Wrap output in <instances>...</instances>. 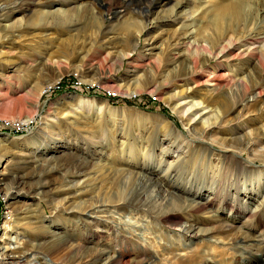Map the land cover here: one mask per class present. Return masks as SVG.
Here are the masks:
<instances>
[{
    "label": "rangeland",
    "instance_id": "374dc122",
    "mask_svg": "<svg viewBox=\"0 0 264 264\" xmlns=\"http://www.w3.org/2000/svg\"><path fill=\"white\" fill-rule=\"evenodd\" d=\"M172 1L175 3L163 1L154 8L136 10L125 17L116 19L115 14H109L106 11L103 0H0V73L4 74L3 77L1 76L2 81L0 79V85H3L0 89V118L16 120L37 115L39 118L35 131L21 137H15L8 132L12 135L9 136L6 132H2L4 126L0 123V135H5L11 140L2 144L0 158L5 154L14 156L8 159V162L10 161L8 168L6 167L4 171L0 170V241L4 233L12 230L13 226L23 225L25 229L18 231L15 229L18 233L14 235L11 244L14 252H20L25 242L38 234L36 230H33L35 227H30L31 225L28 224L31 222L28 216H35L33 217L35 221L45 217V221L48 220L45 225L50 231H56L58 235L53 245L47 246L41 253L32 255L31 264H71L68 258L72 250L58 249L63 247V240L70 237L74 238L73 244H79L82 239L86 240V234H89L91 230L98 228L102 230L105 225L112 228V235L104 239L88 238L86 241H92L94 244L98 242L99 248L101 243L110 244L111 246L108 245L102 250L106 251L108 256L113 253L118 257L120 255V264H140L143 258L138 252H161V254L166 252L165 256L156 255L158 256L156 262L158 261L159 264H166V258H169L171 252H206L198 264H264V245L253 242L249 248H246L244 244L237 242L243 233L256 241L262 239L264 213H261L262 219L254 220L245 227L242 224L249 217L248 215H242V218L235 222L232 230L217 227L213 235L214 239L211 241H208L209 239L188 240L177 232L167 231L157 221L145 216L143 210L137 212L132 208H127L131 213L116 207L105 208L104 211L108 210L105 214L94 215L98 219H103V222L96 221L95 218L79 217V215L67 216L68 220L53 217L56 210L66 203H68L67 207L72 206L74 210L75 201L70 198L68 202H62L64 198L60 194L69 190L68 182L74 178L75 156L92 158L91 160L94 161L95 166L94 170L90 169V177L99 176L100 179L98 185L100 189L97 190L93 185L89 189L88 197L100 199V201L92 202L94 204L105 201L111 205L121 198L120 193L126 196L129 194L127 185L119 186L120 183L113 185L114 183L101 179L108 170L118 168L140 174V176L135 174L133 177L124 179V182L136 188L137 191L145 186L140 179L145 180L148 170L155 171L156 177L163 176L164 182L174 181L176 189L171 188V192L190 189L192 194L201 193L202 196L210 194L212 200L209 207L184 217L185 222L192 219L200 221L198 226L201 229H212L216 226L215 220L208 217L210 215L232 217L233 205L238 211L240 210L238 214L245 211L252 213L257 206L256 203L243 201L246 188L249 190V186L253 183H250L248 174L245 176L243 173H236L232 176L231 183L236 184L238 189L228 186L231 180L225 183L218 180L216 186L212 185L214 177H221L223 167L218 163L221 160L218 159L220 155L218 151L215 152L216 156L212 157L215 160L218 159V162H207L209 155L207 156L205 152L204 158L199 157L193 162V164L196 163L197 168L194 170H184L183 160L175 163L181 153H172L171 157L170 153L166 152L164 156L161 152L165 147L161 145V137L165 136L179 142L178 135L180 139L185 140L186 144L197 147L192 142L191 134L193 133L185 131L179 121L176 112L182 113V110L178 108L177 103L170 101L169 96L164 93L160 94L156 89H151L148 85L150 81L145 82L142 76L144 73L142 67L151 63L148 60L149 53L144 52L148 40L161 36L166 44L167 39L176 35L174 31L181 28L177 22L166 25L156 22L158 18L170 17L169 12L166 14V11L171 10L173 5L179 4L182 0ZM212 2L214 0H189L180 6L184 9L174 10V14L182 11L183 17L194 19L195 23L189 32L197 35L201 24L200 18ZM65 14H72L74 21L81 22L78 25L80 29L78 32L73 31L74 27L71 26L69 28V26L56 25V27L55 24H49L50 26L44 27L45 24L40 22V18L44 19L46 16L53 15L57 19ZM126 26L130 27L129 31L125 29ZM235 26V32H230L229 35L236 45L225 56L221 55L217 64L229 72L230 79H246L247 72L253 69L250 65L255 58L252 55L240 56L239 51L243 49L242 45L245 42L242 43L239 40L241 36L257 37L264 33V13L260 14L256 5L252 4L245 12L243 19L237 21ZM5 27V31H2ZM103 31L111 34L101 40ZM6 35L8 37L5 39ZM128 36L132 39H126ZM127 42L133 46L138 45V50L131 56L133 61H129L130 59L124 61L122 58L125 52L132 50ZM167 52L165 49L157 55L159 63L155 80L160 83L166 79L169 81L167 76L169 67L163 61L169 60ZM134 65L144 66L139 68ZM133 71H139V73L134 74ZM50 84H55V87L41 99L42 89ZM211 85L201 83L196 87L195 84L190 83L188 88H193L194 94L186 97V93L182 94V92L187 87H183L182 83L173 89L172 94H179L182 100L190 98L186 99L189 102L193 100L205 103L201 106L208 105L209 110L217 107L221 114L223 109L217 105L220 97L217 98V94L208 93ZM234 87L235 84L231 83L223 91L226 93L228 88ZM87 90L90 92H86ZM97 92L110 94L114 98L110 100L105 96L97 95ZM71 95L81 97L82 104L78 107L68 104L58 105L65 96ZM262 100L264 97L250 102L247 112L244 113L248 114L244 119L246 121H241L238 128L234 131H227L225 128L214 136L220 147L229 146L230 139L236 133L239 136L252 131L254 137L260 131L264 137ZM233 116L227 118V121ZM46 120L51 122L49 132L43 140L41 139L45 127L43 123H47ZM7 129L11 130L9 126ZM170 139L167 140L168 143ZM259 143V147L255 148L253 154L248 153L243 156L244 160L249 159L248 161L254 164L250 165L254 166L257 172L255 177H252L254 182L258 181L260 173L264 174V140ZM56 144H58L57 147H61L59 149L61 153L51 154L49 157L54 159L44 163L43 170L39 169L38 159L45 155L41 154L37 157L38 153L44 147L52 149ZM186 151L187 149H184V152ZM204 151L205 149H202V153ZM13 158L20 159L15 161ZM25 160L28 163L32 162V167L30 166L32 169L29 172L11 170L15 168V162L24 161L25 163ZM171 162L174 164L169 168ZM175 172L178 174L173 179ZM23 181L28 182V186L22 185ZM106 182L109 185L108 183L106 185ZM32 186L37 189L33 194L30 193ZM46 186L49 187L46 188ZM70 186H77L78 189L85 188L83 179L71 183ZM46 189H50V193L42 197L41 193ZM258 190L250 196L260 203L264 200V192ZM212 193L216 196L214 197ZM15 195L18 199L11 201V197ZM28 196L36 199L30 200ZM151 196V199L157 200L156 193ZM17 201L25 204L23 211L18 214L14 212V203ZM25 209L31 210L32 215L24 211ZM24 217H27V220H24ZM4 226L6 229H2ZM19 234L22 236H17ZM37 243L33 241L34 245ZM94 244H87V246L93 249ZM106 261L105 258L99 264H105Z\"/></svg>",
    "mask_w": 264,
    "mask_h": 264
},
{
    "label": "bare ground",
    "instance_id": "6f19581e",
    "mask_svg": "<svg viewBox=\"0 0 264 264\" xmlns=\"http://www.w3.org/2000/svg\"><path fill=\"white\" fill-rule=\"evenodd\" d=\"M103 1L105 2L106 11L109 14H115L116 19H119L121 16L125 17L126 15L136 10L141 11L144 9L154 8L158 5V3L163 1L170 4L175 3L172 0L171 2L170 0H126V2L125 0H103ZM188 1L189 0H182L179 4L173 5L171 10L166 11V14H168L169 12L170 17H168L167 19L158 18L156 21L158 23H162L161 25L176 24L177 22L181 28L174 31L176 35L172 38L167 39L166 44L164 41L165 39H163L161 36L152 37L150 40H148V43L144 48V52L149 53L148 60L151 61V63L149 62L148 65H145L146 67H142V70L144 72L142 75L144 81L145 82L150 81L148 85L150 86L151 89H156V91L159 92L160 94L164 93L165 95L169 96L170 101L177 103L178 108H180L183 113L182 115L181 112H176V114L179 116V121L183 125L184 127L183 129H185V131L188 130L189 133H193L191 134L193 135L192 142L194 143V145H197V147H194L193 145L186 144L185 140L180 139V136L178 135H177V139H179V142L173 141V139H170L165 136L163 138L161 137V145L165 146L161 152L163 153L164 156L166 152H168L170 153L171 157H172V153L175 154L181 153V155H178L177 160H175V163H178L180 160H183V163L185 165H183L182 167H184V170L197 169L196 163L193 164V162L198 160L199 157L202 158L205 152L207 153V156L209 155L207 158V162L217 161L218 159H221L219 160V162L217 161L223 166L221 169V177L216 176L212 179L213 186H216L218 180L221 183H225L227 180H231L232 176L236 173L239 174L243 173L244 175L248 174L251 180L250 183L252 182L253 183L251 184V186H249V190H247L246 188L243 201L245 203L246 202L256 203L257 206L252 211V213H247L245 211L244 213L238 214L240 210L238 211L236 206L233 205L231 211H234V214L232 217L229 216V218L224 216L219 217L218 215L215 214L208 216L209 215L208 214L207 215L208 217L215 220L216 226H214L212 229L209 228L201 229L200 226H198V222L200 221L197 222L196 220L192 219L185 222L184 217L190 215L191 213L199 212L200 210H204L207 207H209L212 200L210 194H205L203 196L201 193L192 194L190 189H187L186 191L175 190L176 192H171L170 191L171 188L176 189L174 185V181L172 182L171 180L170 183L164 182L163 176L156 177L155 171H148V170L146 171V173L150 178L146 176L145 180L140 179V181L143 182L146 187L142 186L143 189L137 191L136 188L134 189L128 183L124 182V179L133 177L135 174L137 176H140V174L133 173L134 171L127 172L125 170L118 168L116 169L112 168L108 170L107 173L104 175V177H102L101 179L104 181H110L111 183H114L113 185H117L118 183H120L119 186L127 185V188L129 189V194L126 196V194L120 193L121 198L117 202H113L112 204L110 202L111 205H109L105 201L97 202L94 204L92 202L100 201L99 197L94 199H91L90 196L88 197V195L90 194L89 189L91 188V185H93L97 190L100 189V186H98L100 184L99 176L90 177L91 176L90 169L92 168L94 170L93 168L95 166L94 161L91 160L92 158L91 159H89L88 157L80 158L81 156L80 157L75 156L74 162H75L76 171H74L73 173L74 178L68 182L69 190H65L64 193L60 194V196L64 198L63 200H61L62 202L63 201L68 202L70 198L75 201L74 210L72 206L67 207L68 203L61 205V207H59L60 206L59 205L58 206L59 208L56 210L57 212H55V215L53 217L55 218L60 217L61 219L68 220L67 216L79 215V217L95 218L96 221L103 222V219H98V217H94V215L105 214L106 212H108L107 209L106 211H104L105 208L116 207L119 210L120 209L127 210V208H132L133 211H137V212L143 210L145 216L147 215L152 220L154 219L155 221H157L167 231L169 230V231L177 232L178 234L183 235L186 239L194 240V241H200V240L203 241L205 239H209L208 241L213 240L214 239L213 235L217 227L225 230L234 229L233 227L236 224L235 222H237L240 218H242V215L249 216L246 219V221L243 222L242 224V226L244 227L250 223H253L254 220L256 221L258 219H262L261 213H264V209H263L264 200L262 202L260 201L259 203V201L255 200V198L250 195L255 190L258 189L264 192V174L262 173L259 174L257 178L258 181L254 182V179L252 181V177H255L257 172L254 169V166H250V165H254L253 162L248 161L249 159L244 160L243 156H245L248 153L253 154L255 148L259 147L260 145L259 142L261 140H264V137H262L260 131L259 133H257V136L254 137L252 136L253 135L252 131L251 132L247 131L245 134L242 133L239 136H237L236 133L234 137L230 139L229 146L222 148L220 147L219 143L214 138V136L217 133L222 132L225 128H227V131H234V129L238 128L240 122L247 118L248 114H244V113L247 112V108L250 102L252 100H257V98L264 97V33H262V35H259L257 37H250V36L240 37L239 41L242 43L245 42V44L242 45L243 49L239 51L240 56L249 57L250 55H252L255 58V60H253V62L250 65V68H252L253 66V69L252 70L250 69V71L247 72L246 79H236V80L230 79L229 72H227V70L221 67V65L217 64V61L220 58V56L221 55L225 56L229 51L234 49L236 45V42H234L232 37L229 35L230 32H235L236 22L243 19L245 12L247 11L248 8L251 7L252 4L256 5L258 12L260 14L264 13V0H214L212 4H209V6L206 7L204 13L200 18L201 24L199 26L200 29L197 35L193 34L192 32H189L190 29L193 28V25L195 23L193 21L194 19L192 20L190 17H183L181 14L182 11H180L178 14L176 13V15L174 14V10L177 11L180 8L181 10L184 9L183 7L180 6ZM72 16H73L72 14H65L62 17L55 19V17L51 15V16H46V18L44 19L40 18L41 19L40 22L45 24L44 27L48 26L49 24H53V25L55 24V26L58 25L59 27L69 26V28L71 26L72 28L74 27L73 31L78 32L80 30L78 29V25L81 24V22L74 21ZM4 29H6V27L3 28L2 31H5ZM122 29H124V27ZM125 29L129 31L130 27L126 26ZM7 32L8 30H6V33ZM110 34L111 33L108 31H103L101 34V40H103L107 36H110ZM7 37L8 36L6 35L4 38L6 39ZM110 39L111 38H109V40ZM126 39H132V38L128 36L126 37ZM127 43L130 44L132 50L131 52H127V53L125 52L122 55V58L124 59V61L129 59H130L129 61H133L131 60L132 59L131 56L133 52L138 50V45L133 46L131 45L130 42ZM165 49L168 51L167 54L169 60L165 59L163 61L169 67L168 69L169 73L167 75L169 81L166 79L160 83L157 80H155L156 71L158 69V63H159L157 60V55L158 53L160 54L164 52ZM130 66L132 67V62ZM141 66H139V68ZM133 72L134 74H136L137 72L139 73V71H133ZM3 75L4 74L0 73L1 81H2L1 76L3 77ZM4 79L5 78H3V80ZM83 83H86V81H83ZM182 83L184 84L183 87H187V89L183 90L182 92V94L184 92L186 93L187 95L186 97H190L192 96L191 94H194V90H192L193 88L192 89L188 88L190 86V83L195 84L196 87H198L201 83L206 84L207 86L208 84H212L210 89L208 90V93L217 94V98L220 97V99H218L217 105L219 107L221 106L223 109V111H221V114L218 112L217 107L211 108V110H209L208 105L201 106L204 105L205 103L194 102L193 100L192 102H189V100L186 99H190V98H186L182 100L179 97V94L177 93L172 94L173 89H175L179 84ZM231 83L235 84V87L228 88L227 92L224 93L223 90L227 88V86ZM2 86L3 85L1 84L0 89L2 88ZM54 87L55 84L54 85L50 84L48 86H45L41 91V95H40L41 99L47 96L50 92H52L51 90ZM86 92H90V91H86ZM102 94H106V93H102ZM107 96H109L110 98H114L110 94H107ZM262 101H263L262 103L264 104V100ZM82 102L83 101L81 100V97L71 95V96H65L58 103V105L68 104V105H73L74 107H78L82 104ZM6 107L9 108L8 106ZM230 116H233V118L227 121V118H229ZM38 120L39 118L37 115V116L27 117L24 119H16V120L0 118V123L2 124V126H4V128L9 126L12 130L30 129L31 127H33L31 128V130H29L28 133H23L21 135V136H26L32 134L35 131ZM186 121L188 122L185 124ZM46 122L47 123H43L45 124V127L42 131L43 136L41 137V139L43 140L45 139L46 133L49 132L48 129L50 128L51 120H46ZM34 124H36L35 127ZM182 133L185 134L184 132ZM6 134H8V132H6ZM8 135L12 136L10 134ZM13 136L17 137L14 134ZM168 139L171 140L169 141V143L167 141ZM5 142H11V140L5 135L1 134L0 150L3 148L2 144ZM95 145H97V143ZM57 146L58 144H56L55 147L52 149L51 147H44L38 153L37 157H40L41 154L45 155L44 157L38 159L39 164L37 167H39V169L43 170L45 167L43 164L49 161L51 162L54 159L53 157H49L51 154L58 152L61 153V151H59L61 147H57ZM184 149H187V151L184 152ZM202 149L203 150L205 149L203 153H202ZM216 151H218V153L220 154L217 160L212 158L216 156L215 154ZM4 156L0 158V170L2 169V171H4L6 167L8 168L7 165L10 162V161L8 162V159L14 157L13 155L10 154L9 156L6 155L5 156L6 158ZM13 159L15 160V158ZM19 159L15 161H18ZM21 161L14 163L15 168L11 169V170L14 169L13 172L18 170L22 172H26V171L29 172V170L32 169L30 168V166L32 167V162L29 161L28 163L25 160L26 161L25 163L24 161L21 163ZM173 164L174 163L171 162L169 168H171ZM33 165H34V161H33ZM169 170L170 169H168V171ZM175 173H173V175H175L173 179L177 177L178 173L176 174ZM94 175H96V173H94ZM152 176L156 178L152 179L151 178ZM80 179H83L84 181L83 187L85 188L78 189L77 186H73V187L70 186L71 183H74ZM137 180L139 181V179ZM231 182L232 180L228 182V186L238 189L237 185ZM107 183L108 182H106V185ZM22 185L28 186V182L23 181ZM48 187L49 186H46V188ZM31 188H32L30 191L31 194L37 191V189H35L33 186ZM49 193H50V189H46L41 193V196L42 197L48 196ZM153 193H156L157 200L151 199L152 197L151 194ZM213 195L214 197L216 196L215 194ZM34 198L35 197H31L29 199L33 200ZM17 199L18 197L16 195L11 197V201ZM24 207L25 204L17 201L16 203H14V210H15L14 212L18 214L19 212L23 211ZM62 207H64V209H61ZM24 211H26L27 213L29 212L28 214L32 212L31 210L29 211V209H25ZM129 212L130 211H128V213ZM28 217L31 219V222H28V224L31 225L30 227H35L33 230H36L38 234H36V236L34 235L31 238H29L25 242V245L20 252H14L13 251L14 248L11 247L12 239L14 235L18 233L17 232L18 230H22L25 228L23 227V225L20 226L18 224L15 225L16 227L13 226L11 228L12 230H8L9 232L7 233L5 232L4 237H2V240L0 241V264H31L30 258L34 253H41L45 251V248L47 246L53 245V243L57 241L56 238L58 237V235L56 234L57 232L52 230L50 231L48 229V227L45 225L46 222H48V220L46 219L47 221H45V217L43 218L41 217L43 220L39 219L37 221H35V218H33L35 216H28ZM24 220H27V217H24ZM2 229H6V227L4 226V228ZM15 229L17 231H15ZM112 231H113L112 228H110L108 225H105V227H103L102 230L99 228L91 230L89 234H86L85 239L87 240L88 238H93V237H96V239H104L105 237L112 235L113 234ZM17 236H22V235L19 234ZM240 237L241 238L237 239V242L240 244H244L246 248H249V246H251L253 242L264 245L263 232H262V237L260 235L262 239L258 241L247 237L244 233L243 236ZM86 240L82 239L79 244L75 245L73 244L74 238L71 239L70 237H67L62 242L63 247H59L58 249L72 250L68 258V262L71 264H99L100 261L104 260L105 258L107 260L105 264H120V255L118 257L116 256V254L113 253L112 255L108 256L106 251L102 250L104 247L107 248L108 245L110 244L103 243L104 244L103 245L101 243L99 248L98 242L94 244L92 241H86ZM33 241L38 242L37 245H34ZM87 244H94L95 248L91 249L87 246ZM45 253L48 254V252ZM138 254L142 255L141 257L143 258L140 264H159L158 261L156 262V259L158 257L156 255L157 254L160 255L161 252H138ZM205 254L206 252H171L168 256L169 258H166V264H198L199 260ZM165 255L166 252H162L160 256H165Z\"/></svg>",
    "mask_w": 264,
    "mask_h": 264
},
{
    "label": "built area",
    "instance_id": "2783aa9c",
    "mask_svg": "<svg viewBox=\"0 0 264 264\" xmlns=\"http://www.w3.org/2000/svg\"><path fill=\"white\" fill-rule=\"evenodd\" d=\"M87 91H89V90H87ZM97 95H101V96H105V97H108V98H110L109 96H107V93L106 94H102V93H100V92H97ZM36 126V124H34V127ZM31 128H33V127H31ZM31 128L30 129H20V130H22V131H18V130H9V129H7V127L6 128H3L4 130L2 131V132H11L12 134H14V135H16L17 137H19V136H21L23 133H28L29 132V130H31Z\"/></svg>",
    "mask_w": 264,
    "mask_h": 264
},
{
    "label": "trees",
    "instance_id": "16d2710c",
    "mask_svg": "<svg viewBox=\"0 0 264 264\" xmlns=\"http://www.w3.org/2000/svg\"><path fill=\"white\" fill-rule=\"evenodd\" d=\"M111 100H113V98H110Z\"/></svg>",
    "mask_w": 264,
    "mask_h": 264
}]
</instances>
